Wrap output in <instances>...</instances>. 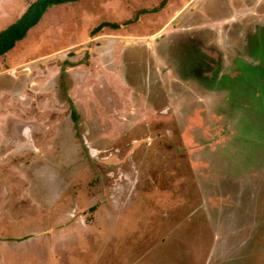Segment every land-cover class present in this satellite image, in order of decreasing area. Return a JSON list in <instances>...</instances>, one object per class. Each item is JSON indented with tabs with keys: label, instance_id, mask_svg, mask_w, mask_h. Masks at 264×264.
<instances>
[{
	"label": "rangeland",
	"instance_id": "obj_1",
	"mask_svg": "<svg viewBox=\"0 0 264 264\" xmlns=\"http://www.w3.org/2000/svg\"><path fill=\"white\" fill-rule=\"evenodd\" d=\"M235 1L65 3L0 56V264H264V0Z\"/></svg>",
	"mask_w": 264,
	"mask_h": 264
},
{
	"label": "trees",
	"instance_id": "obj_2",
	"mask_svg": "<svg viewBox=\"0 0 264 264\" xmlns=\"http://www.w3.org/2000/svg\"><path fill=\"white\" fill-rule=\"evenodd\" d=\"M76 1L78 0H37L34 2L18 21L0 31V55L7 53L15 47L18 41L24 39L50 7Z\"/></svg>",
	"mask_w": 264,
	"mask_h": 264
},
{
	"label": "flooded vegetation",
	"instance_id": "obj_3",
	"mask_svg": "<svg viewBox=\"0 0 264 264\" xmlns=\"http://www.w3.org/2000/svg\"><path fill=\"white\" fill-rule=\"evenodd\" d=\"M225 1L226 0H212L211 1V3H216V2H218V3H221V4H224V6L223 7H225ZM237 1V0H236ZM236 1H235V3H236ZM257 1V0H256ZM255 3V4H254ZM253 4H251L250 5V7L251 6H253V5H255V7H256V11H254V13H255V15H257V16H261L264 12H263V8H262V4H259V3H257V2H254ZM195 5H196V3H195ZM215 6H217L218 7V4L216 3L215 4ZM227 7V6H226ZM260 7H261V9H260ZM222 8V7H221ZM220 7L218 8L219 9V11L221 10L222 11V9H221ZM262 10V11H261ZM215 14H217V15H223L224 16V13H225V10H223L221 13H218V11H215L214 12ZM246 14V13H245ZM245 15H242V18L240 19V21H242L243 20V17H244ZM256 16V17H257ZM231 20H236V19H231ZM246 22H248L246 19H244ZM226 29V27L224 28V30ZM237 30H241L240 28L239 29H237ZM226 33V31H224V34ZM240 35L237 33V31L235 32V34H234V36H233V38H228V41H225L226 42V44H228V47H230L231 48V44H235V45H238L239 43H240V41H241V36H242V34H241V36L239 37ZM212 37H215L216 38V36H212ZM208 35H203V36H201V35H199V37H198V40H195L193 43L197 46V48L199 49V51H202L203 52V55H204V57L206 58V59H208L209 60V63H211L213 66L214 65H217V63H219L220 65H221V67H223V66H225L224 65V63H223V60H220L219 59V56H220V54H221V56H225L226 55V53H229V51L230 50H232V49H230L229 50V48H227V51L225 52H221L218 48H219V46H218V43H219V41L217 40L216 42H214L212 39H211V42H208ZM234 41H236V43H234ZM231 56V55H230ZM218 61V62H217ZM221 67H218L217 69H220Z\"/></svg>",
	"mask_w": 264,
	"mask_h": 264
},
{
	"label": "crops",
	"instance_id": "obj_4",
	"mask_svg": "<svg viewBox=\"0 0 264 264\" xmlns=\"http://www.w3.org/2000/svg\"><path fill=\"white\" fill-rule=\"evenodd\" d=\"M194 1H195V0H194ZM194 1L192 0V2H194ZM211 1H212V0H203L202 3L198 4V6H199L198 8L203 7L204 5H206V6H205L206 8L210 7V3H211ZM197 2H198V1H197ZM197 2H196V3H197ZM194 3H195V2H194ZM62 5H63V4H62ZM184 9H185V7H183L179 12L182 14V13L184 12ZM185 10H186V9H185ZM193 14H194V11H193ZM212 15H213V13H208V14H206L205 17H204L205 20L212 19V18H213ZM18 20H19V19H18ZM18 20H17V21H18ZM209 21H210V20H209ZM167 25H168V23L165 24L164 27H166ZM35 27H36V26L32 27L29 31L33 30V28H35ZM220 29L223 31L224 27H223V28H222V27L218 28L217 31H219ZM28 33H29V32H28ZM27 35H28V34H27ZM154 35H156V33H154L153 36H154ZM213 35H217V32H215L214 30H213V34H212V35H208V36H213ZM153 36H152V37H153ZM95 37H96V36H95ZM95 37H93V38L95 39ZM120 37L123 38L124 36H123V35H116V34L111 35V38L114 39V40H115V39L118 40V39H120ZM137 39H138V38H137ZM20 41H21V40H20ZM20 41H18L17 43H19ZM17 43H16V45H17ZM16 45H15V47H16ZM15 47H14V48H15ZM11 50H12V49H11ZM9 51H10V50H9ZM9 51H8V52H9ZM79 51H82V50H79ZM8 52H7V53H8ZM77 52H78V51L76 50V53H77ZM7 53H5V54H3V55H0V56H4V55H6ZM43 57H44V56H43ZM43 57H39V58H37V60H36L37 62H33V61H32L33 63H29L28 61H26V62H22V63L18 64L17 66L10 68L9 70H10V71H16L18 68H23V66H26V65H29V66L34 65V66H35L37 63L41 62L42 60H45V59H41V58H43ZM227 58H228V57H226V58L223 59V63H224V65L228 63V61L226 60ZM46 59H47V58H46ZM92 59H93V56L91 55V56H90V59H86V60H87V61H90V60H92ZM72 62L74 63V66H73V67H74V70H75V68H76V69H79V67H83V66L79 63V61H75V60H74V61H72ZM82 62H83V61H82ZM33 69H34V68H33ZM22 70H23V71H25V70H31V71H32L31 68H30V69H26V68H24V69H21L20 71H22ZM44 70H46V69H44ZM0 71H3V70L1 69ZM4 72H5V71H4Z\"/></svg>",
	"mask_w": 264,
	"mask_h": 264
}]
</instances>
